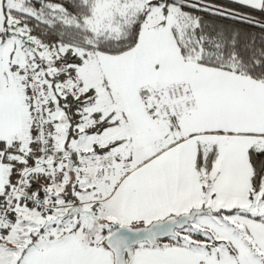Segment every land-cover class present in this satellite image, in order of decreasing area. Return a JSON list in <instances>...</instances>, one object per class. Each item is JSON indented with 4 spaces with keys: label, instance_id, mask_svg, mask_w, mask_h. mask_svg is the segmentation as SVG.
<instances>
[{
    "label": "snow or ice",
    "instance_id": "snow-or-ice-1",
    "mask_svg": "<svg viewBox=\"0 0 264 264\" xmlns=\"http://www.w3.org/2000/svg\"><path fill=\"white\" fill-rule=\"evenodd\" d=\"M0 264H264V0H0Z\"/></svg>",
    "mask_w": 264,
    "mask_h": 264
}]
</instances>
